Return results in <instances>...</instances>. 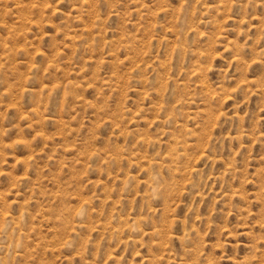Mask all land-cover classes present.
Here are the masks:
<instances>
[{
    "label": "rangeland",
    "instance_id": "374dc122",
    "mask_svg": "<svg viewBox=\"0 0 264 264\" xmlns=\"http://www.w3.org/2000/svg\"><path fill=\"white\" fill-rule=\"evenodd\" d=\"M0 264H264V0H0Z\"/></svg>",
    "mask_w": 264,
    "mask_h": 264
}]
</instances>
